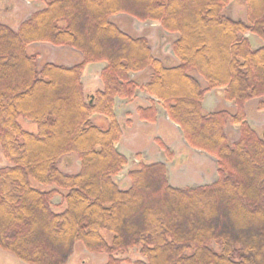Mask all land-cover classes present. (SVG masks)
<instances>
[{
    "label": "trees",
    "instance_id": "16d2710c",
    "mask_svg": "<svg viewBox=\"0 0 264 264\" xmlns=\"http://www.w3.org/2000/svg\"><path fill=\"white\" fill-rule=\"evenodd\" d=\"M30 1L44 6L17 28L0 22V248L29 264H65L76 241L106 253L104 264H264V135L246 112L253 99L264 109V0H244L246 20L225 13L235 0ZM117 15L177 35L178 63ZM40 42L82 59L39 66L28 50ZM103 62L101 83L85 93L87 66ZM139 89L152 97L137 106L140 119L156 123L162 103L186 143L215 157L216 181L174 187L165 163L141 161L120 185L128 158L116 147V99ZM213 90L224 105L209 112ZM229 125L239 126L234 141ZM73 159L80 169L65 172Z\"/></svg>",
    "mask_w": 264,
    "mask_h": 264
},
{
    "label": "rangeland",
    "instance_id": "374dc122",
    "mask_svg": "<svg viewBox=\"0 0 264 264\" xmlns=\"http://www.w3.org/2000/svg\"><path fill=\"white\" fill-rule=\"evenodd\" d=\"M8 2V3H7ZM0 0V22L5 23L12 28H17L19 23L29 17L36 9L27 0ZM8 4V6H6ZM229 17L246 20V3L244 0H235L233 4H229L225 12ZM114 20L124 19L123 29L133 35H145L148 37L153 51L164 60H170L172 64H177L178 60L174 55L172 43L177 38V35L166 32L162 29L160 22L148 20L140 22L132 19L127 15H117ZM256 38V37H254ZM252 41L253 38L251 37ZM257 39V38H256ZM260 39V38H259ZM261 41V40H260ZM35 50L39 54V66L46 62H55L61 65H73L82 59V54L71 47H57L46 42L34 43L29 46V52ZM105 66L103 63H91L87 66L86 74L83 76L85 93H91L97 85L101 83L100 72ZM136 76V74H132ZM199 80L204 84L205 81L201 77ZM136 97L139 101L150 104V95L139 89ZM135 97V98H136ZM133 100L119 99L116 105L117 119L124 125V140L118 142L116 147L122 153L125 152L128 158V164L119 173L120 185L126 186L128 181V171L130 168L145 161L156 162L164 159L167 162V175L169 183L174 187H196L200 185L211 184L218 179L217 161L214 156L205 151L189 148V145L184 142V137L178 125L166 119V111L162 103L157 101L158 123L150 124L143 123L138 115L137 104ZM261 99H253L246 104V112L249 123L255 127L260 135H264V109L260 108ZM205 105L208 111H215L221 108L224 104L217 97L215 91H211L205 97ZM229 107H233V103H228ZM104 120V116L95 115L93 121L99 123ZM165 120V122H164ZM21 124L25 129L36 130V125L29 120L21 119ZM228 134L231 140L234 141L239 136V126L229 125ZM121 143V144H120ZM165 144L167 150L161 147ZM143 147L149 151L140 153ZM134 147H137L134 149ZM149 154V155H148ZM8 161L4 157L0 149V168L7 165ZM65 172L75 173L80 169V163L77 159H73L71 166L62 167ZM61 201L60 196L54 198V203L58 204ZM135 256V255H134ZM108 260L106 253L90 252L82 241H76L73 253L67 259L65 264H104ZM0 264H29L16 257L13 253L4 251L0 248ZM125 264H129L125 262Z\"/></svg>",
    "mask_w": 264,
    "mask_h": 264
},
{
    "label": "crops",
    "instance_id": "0c3cea01",
    "mask_svg": "<svg viewBox=\"0 0 264 264\" xmlns=\"http://www.w3.org/2000/svg\"><path fill=\"white\" fill-rule=\"evenodd\" d=\"M105 64V63H104ZM211 92V91H210ZM210 92H208L207 94H209ZM206 94V95H207ZM206 95H205V97H206ZM150 98H151V96H150ZM120 98H117L116 99V105H117V103H118V100H119ZM132 102H134L135 103V105L137 104V106H139V105H141V104H144V105H146L147 103L146 102H142V101H139V99L136 97L135 99H133V101ZM203 106H204V108L208 111V109H207V107H206V105H205V99H204V101H203ZM134 109H137L136 108V106H135V108ZM117 108H116V106H115V112H116V115H117ZM118 118V117H117ZM166 119H168L169 120V117H168V115L166 114ZM158 121H159V118H158V116H157V123H158ZM170 121V120H169ZM164 122H165V120H164ZM143 123H145L144 121H143ZM160 123V122H159ZM158 123V124H159ZM123 127H124V125H123ZM124 130H125V128H124ZM124 134H125V132H124ZM124 134H123V137L120 139V141L119 142H122V140H124V137L125 136H127V135H125L124 136ZM184 142H185V139H184ZM118 144L119 143H117V147H118ZM121 144V143H120ZM137 147H134V149H136ZM189 148H191L190 146H189ZM138 149V148H137ZM139 149H140V153H143L144 154V152H147V151H145V150H147V149H144L143 147L141 148V146H139ZM191 149H193V148H191ZM149 152V151H148ZM147 152V153H148ZM126 156H127V154L125 153V152H123ZM149 155V154H148ZM145 161H148V158L145 156ZM160 161L161 162H163V163H165V165H166V167H167V162L162 158V159H160ZM168 168V167H167ZM167 171H168V169H167ZM168 176V175H167Z\"/></svg>",
    "mask_w": 264,
    "mask_h": 264
},
{
    "label": "flooded vegetation",
    "instance_id": "af4514ba",
    "mask_svg": "<svg viewBox=\"0 0 264 264\" xmlns=\"http://www.w3.org/2000/svg\"><path fill=\"white\" fill-rule=\"evenodd\" d=\"M30 2V4L35 7L36 10H38L39 8H42L44 6V3L42 1H30V0H27ZM4 2H7V0H4ZM8 3V2H7ZM8 6V4L6 5ZM157 52V51H156Z\"/></svg>",
    "mask_w": 264,
    "mask_h": 264
}]
</instances>
